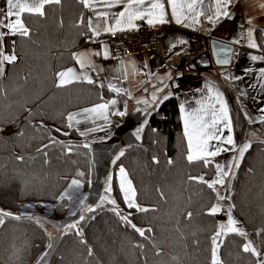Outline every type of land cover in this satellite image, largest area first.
I'll return each mask as SVG.
<instances>
[{"label":"trees","instance_id":"16d2710c","mask_svg":"<svg viewBox=\"0 0 264 264\" xmlns=\"http://www.w3.org/2000/svg\"><path fill=\"white\" fill-rule=\"evenodd\" d=\"M44 10V17L23 15L30 38L17 35L4 41L5 51L16 41L18 61L6 64L0 76V209L13 214L0 224V264H212V237L220 220L207 213L218 199L189 176L211 181L215 165L186 160L187 141L175 97L150 114L141 142L125 148L112 166L115 206L95 205L75 220L72 231L61 235L54 249L40 221L19 214L28 200L39 205L57 202L71 178L87 186L94 183L92 150L68 126L67 117L112 95L97 84L57 87V73L74 64V52L90 37L86 24L80 23L86 9L79 0H62ZM257 37L264 55L260 29ZM119 167L133 183L137 204L149 211L127 208L116 183ZM230 188L234 217L264 255V143L251 145ZM65 206L64 200L58 203V217L65 215ZM132 224L145 229V236ZM218 242L222 264H260V257L243 251L246 237L228 233Z\"/></svg>","mask_w":264,"mask_h":264},{"label":"crops","instance_id":"0c3cea01","mask_svg":"<svg viewBox=\"0 0 264 264\" xmlns=\"http://www.w3.org/2000/svg\"><path fill=\"white\" fill-rule=\"evenodd\" d=\"M149 2L150 0H146L145 8ZM215 2L216 0H203L201 8L205 15L199 17L198 24L190 18L185 20V24L190 25L188 27L175 23L169 8L167 19L170 22L155 24V26L171 25L169 32L161 38L160 48L157 51L114 60L110 58L109 52L107 58L103 55H92L89 58L90 66L86 68H80L74 59V64L69 68H75L79 74L90 76L95 81L93 84L104 87L112 93L107 101L96 104H108L105 112L93 114L84 111L96 106L93 105L70 113L75 115V120L69 123L82 136L85 145L91 148L97 173L100 167L98 180L112 179L111 166L108 173L105 171V178L102 172L103 165L99 160L101 157L105 165L110 160L111 154L109 155L110 151L108 152L110 141L116 137L119 139L120 136L131 139L129 143L120 140L117 143L118 147L112 143L110 150L118 153L129 146L139 144L150 114L170 97L177 98L180 103L183 132L185 114L205 108L208 111L207 119L210 120L213 106L216 109L221 107L215 99L216 94L222 97L228 107L232 130L229 132L223 124L219 127L223 136H233L236 149L221 153L214 158V161L223 165L232 164L233 175L228 178L230 181L238 169L236 164L232 163L233 159L235 158L238 165L243 159L240 158L239 148L249 143L251 145L254 142L264 143V123L260 122L261 117H264V74H262L264 60L251 58L264 57L257 37L258 29L264 31V0H232L226 8L230 15L221 16L218 20L213 17L214 22H212L207 16L215 12ZM6 8V0H0V9L6 11ZM123 8L124 5L113 8L97 5L96 11L108 12V23L114 24V14H118ZM89 19L92 20L94 27L98 26L100 31L98 36L87 27ZM84 21L90 37L105 38L110 34L103 31L104 20L98 19L95 12L89 9H86ZM139 21L147 23V17L135 20V25ZM211 40L234 46L231 64L227 68L217 66L209 45ZM252 40L259 45L258 48L249 47V42ZM104 48L94 51L91 48L79 47L74 53L103 52ZM55 82L57 85V75ZM75 83L89 84L83 79ZM110 85L120 91L118 93L112 91ZM112 100H116V104H111ZM181 105L184 107L183 113ZM121 112L124 115H120ZM257 137L263 139L252 141ZM223 147L229 146L223 145ZM120 168L123 167L117 169L116 180L124 200V193L119 183ZM127 179L130 180L128 174ZM229 192L231 193V188ZM134 202L137 204L136 196ZM125 204L128 207L126 202ZM133 209L137 208L133 207Z\"/></svg>","mask_w":264,"mask_h":264},{"label":"snow or ice","instance_id":"6c2138e0","mask_svg":"<svg viewBox=\"0 0 264 264\" xmlns=\"http://www.w3.org/2000/svg\"><path fill=\"white\" fill-rule=\"evenodd\" d=\"M79 2L83 5L84 8L89 9L90 11L95 12V15L98 19H102L105 22V27L103 29L106 33H113L115 31L123 32L125 30L136 29V25L134 23L135 20L144 19L147 17V23L151 26H155V24H165L170 21L167 19L169 15L168 9L170 8V14L172 18L175 20V23L184 25L188 27L190 25L185 24V20L189 18L196 24L199 23V17L205 15L204 11L201 8L203 4V0H150L147 5V8L144 7L146 0H79ZM232 0H216L215 2V12L211 16H207L209 21L214 22L213 17L216 20L220 19L221 16H229L230 13L226 11V8L229 4H231ZM62 0H6V11L0 9V76L4 73V67L6 64H15L18 61V56L15 53L14 45L16 43L15 40L11 41L12 48L9 51H5L4 41L9 36H17L30 38L31 30L25 24L24 19L22 18L25 13L30 15H38L41 17L45 16V6L46 5H60ZM97 5H103L106 8H113L124 5L123 10H121L118 14H114V24L108 23V12H97ZM167 5V7H166ZM191 14V15H189ZM14 18V19H13ZM81 24H84V19L81 18ZM87 27L89 30L96 36L100 34L98 26L94 27L92 24V20L89 19L87 22ZM251 35V32L249 33ZM183 43V41H182ZM239 43V41H236ZM249 47L258 48L259 45L252 40L249 42ZM100 56L103 55L105 58L108 57L107 46H105L103 52H88L85 51L83 53H74L73 58L76 63L80 66V68H86L90 66V56ZM253 60H264V57L252 56ZM225 63L227 61H224ZM262 74H264V70H262ZM58 82L57 87H66L69 84L79 82L82 79L86 80L87 83L93 84L95 81L86 74H79L75 68H68L64 71L57 73ZM111 87L112 91L119 92L120 89L115 87ZM211 91V88L209 87ZM215 99L217 103L221 105L219 109H216L214 106L212 108V118L207 119L208 111L205 108L201 110L191 113L185 114L183 117L184 120V136L187 139V154L186 160L190 164H194L197 162H201L204 167H208L210 164L215 165L216 177L209 181L204 178L203 175L200 176H189V180L205 184L209 189H212L216 195L218 200L231 199V196H224L220 193L217 186L224 187L226 181L232 173V164L223 165L220 163H215L214 158L220 155L223 152H229L236 149V142L232 135L223 136L222 130L219 125L223 124V127L231 132V118L229 116L227 104L223 101L222 97L219 94H216ZM111 104H116V100H112ZM108 108V104H100L96 105L93 108L85 109L84 111L87 113H102L105 112ZM181 112H184V107L181 105ZM120 115H124V113H120ZM107 117L105 116V119ZM69 122L75 120L74 114H69L67 117ZM79 121H77L78 123ZM261 123H264V117L260 119ZM72 126L71 123L68 125ZM59 131V129H57ZM22 134V133H20ZM83 134V133H82ZM55 142V141H54ZM213 142H216L215 144ZM223 145H228L229 147H223ZM47 147V145H45ZM251 147V144H245L239 148L240 158H243V154ZM123 155V153H121ZM18 159H23V157H18ZM168 163H172L171 160ZM232 163L236 164L238 167V163H236L235 158ZM121 174V183L120 187L124 193V200L128 204L129 208H137L138 211L147 212L149 209L140 207L137 205L135 201V189L132 186L130 180L127 179V173L124 168H120ZM83 175V173H81ZM79 181L73 180L72 184L79 186ZM107 191H110L108 189ZM62 199L64 197H61ZM115 204V201H111ZM231 207H234L232 205ZM91 210V209H89ZM222 211V207L219 204H214L212 207L208 209V215L215 216L217 213ZM13 214L3 209H0V224L4 223L3 217H10ZM192 217V213H187V218L190 219ZM15 219H20V217L16 216ZM83 219V217H81ZM125 221H127V217H122ZM130 223V221H129ZM239 221L234 219L229 212V219L226 224H220L218 230L215 232L212 237V264H222V261L219 258V247L218 243L219 238L222 235H226L228 233H235L241 237H246L247 233L243 231L240 227H238ZM69 227L75 228L76 225H69ZM131 227L139 233L140 236H145V229L138 228L135 224H132ZM147 231H151L148 229ZM264 232V229L260 230ZM259 234V233H258ZM51 247V245H49ZM243 251L246 253H252L257 258L260 257V252L252 245L251 241H248L243 245ZM91 254V251L89 252ZM43 258V257H42ZM260 264H264V259L260 260Z\"/></svg>","mask_w":264,"mask_h":264},{"label":"rangeland","instance_id":"374dc122","mask_svg":"<svg viewBox=\"0 0 264 264\" xmlns=\"http://www.w3.org/2000/svg\"><path fill=\"white\" fill-rule=\"evenodd\" d=\"M260 30L263 31L262 29H260ZM263 34H264V31H263ZM251 130H253V128H251ZM8 132H10V131H8ZM260 135L262 136V134H260ZM262 139L263 138H261V137H257L256 139L254 138V140H252V141H259V140L261 141ZM119 141L129 143L131 141V139L129 137H121L120 136L119 139L116 137L113 140H111L109 144L111 146L113 143V145L117 146L118 145L117 143ZM252 141H251V143H252ZM119 145H121V143H119ZM110 146L108 148V152L110 151L109 155L110 154L111 155L109 156L110 160L108 161L107 165H105L102 161V158L99 157V160H101L100 163L102 162V165H103V171L102 172H103V176H105V178H106V172L105 171H107V173H108L109 166H111L110 168H112L117 157L119 155H121V153H122V151L118 153L114 150L113 151L110 150L111 149ZM110 161H111V163H110ZM100 163H99V165H100ZM99 170H100V167H99ZM99 170H98V173H99ZM98 173H97V175H98ZM98 178H96L94 183L89 184V186H87V184L83 180H80L78 178H71L67 182L63 191L61 192L57 202H51V201L46 202V201H44L45 203H42L39 206L40 207V209H39L40 213L32 215L33 213H35L37 211L38 206H35L37 201L28 200L22 204L21 208H19V214L21 216L26 217V218H33V217L37 218L40 221L41 225L46 229L49 236L52 238L50 245H51V247L52 246L54 247V245L57 243V241L59 240L61 235L73 230V228L69 227V225L75 224V220L77 218L85 215L89 211V209L93 208L95 205H98V204L109 203V204H112L114 206L116 205V201L114 200L113 197H111L112 196L111 195L112 194V187H111V181L112 180H107V178H106V180H98ZM73 180L79 181L80 182L79 186L73 185L72 184ZM116 183H117V180H116ZM119 183H121V181ZM230 183H231V181L228 179L226 181V184L224 187L217 186L218 190L220 191V193H222V195H224V196L231 195V193L229 192ZM117 185H118V183H117ZM108 189H110V191H107ZM118 189H119V185H118ZM120 193H121V191H120ZM121 196H122V194H121ZM61 197H64V198L62 199ZM62 200H64L66 202V206H65V215L60 218L57 216L56 208H57L58 203H60V201H62ZM113 200L115 201V204H113L111 202ZM217 204L221 205V207H222V211H220L219 213L216 214V215H218V218L220 220V224H226L227 223V221L229 219V212H230L231 216L234 219H236L233 215V211H232V207H231L232 206L231 199L218 200ZM127 208H129V207H127ZM238 227H240L243 231L246 232V230L241 226V224H238ZM246 239L248 241H251L252 245L258 251L256 243L254 242V240L252 239V237L250 236L249 233H247ZM262 259H264L263 254L260 255L259 260H262Z\"/></svg>","mask_w":264,"mask_h":264},{"label":"built area","instance_id":"2783aa9c","mask_svg":"<svg viewBox=\"0 0 264 264\" xmlns=\"http://www.w3.org/2000/svg\"><path fill=\"white\" fill-rule=\"evenodd\" d=\"M136 26V29L123 32L115 31L105 38L88 37L80 43V47L99 51L107 46L111 59L126 58L139 53H150L159 50L161 38L171 29V25L153 27L144 21H139ZM35 206L40 205L36 203ZM39 209L40 207L32 215L39 214Z\"/></svg>","mask_w":264,"mask_h":264},{"label":"water","instance_id":"95a60500","mask_svg":"<svg viewBox=\"0 0 264 264\" xmlns=\"http://www.w3.org/2000/svg\"><path fill=\"white\" fill-rule=\"evenodd\" d=\"M209 45L217 66L227 68L231 64L234 46L218 40H211Z\"/></svg>","mask_w":264,"mask_h":264}]
</instances>
